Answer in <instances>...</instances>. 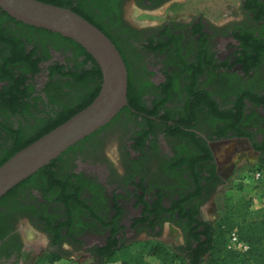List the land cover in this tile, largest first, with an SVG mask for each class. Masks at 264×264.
<instances>
[{"label":"flooded vegetation","instance_id":"1","mask_svg":"<svg viewBox=\"0 0 264 264\" xmlns=\"http://www.w3.org/2000/svg\"><path fill=\"white\" fill-rule=\"evenodd\" d=\"M129 1H134L141 11H154L171 0H117L112 6L114 11L110 10L112 14L105 19L107 29L126 57L144 53L159 56L163 60L160 71L166 60L173 63L169 66L170 72L203 71L200 90L218 103L219 111L224 114L214 116L204 103L198 107H186L184 119L192 121L193 125L187 133L199 140L195 143L191 137L180 136L175 132L176 128L168 132L160 120L164 112L157 118L152 117L156 121L152 125L143 114L121 112L119 118L130 116L140 126L130 129L126 121L113 120L91 135L75 152L62 158L59 176L69 175L66 180L52 186L50 181L39 177L31 184L15 187V191L0 203V264H24L26 252L38 241L44 243L43 253L50 255L55 262L64 259L69 248L101 262L110 258L115 249L113 238L118 240V248L142 233L158 237L162 226H173L170 221L172 212L154 213L159 202L170 211L173 202L181 201L184 195L193 204H200L199 216L204 220V206L224 185L211 149L214 143L244 140L259 161L264 158V120L247 127L252 135L256 134V141L235 135V101L245 98L237 95L235 89L249 91L253 87L255 95L264 96L263 67L251 70L248 75L243 73L244 68L238 62L240 42L235 33L253 31L256 26L264 24V20L257 21L243 0L239 8L240 19L232 22L218 25L217 21L200 15L188 22L167 21L155 33H149L146 28H139L126 20ZM3 26L14 32L12 22H4ZM26 46L31 50L29 42ZM39 48L41 56L48 51L51 55L48 61L40 64L41 71L65 65L66 55L56 53L54 46L42 40ZM210 74L214 77H209ZM46 75L47 72L40 74L37 91L45 88ZM241 77L243 80L239 82ZM162 82L155 84L156 87ZM249 83L253 86L250 87ZM54 91L57 92L56 88ZM38 96L44 100H37V110L42 111L49 100L43 93L35 95ZM154 101L155 96L150 90L143 94L142 102L146 107L150 108ZM245 102L248 104L247 113L251 115L254 104L247 99ZM165 107L176 108L170 103ZM231 109L234 110L233 116L229 114ZM255 111L264 119L263 107ZM9 123L19 131L26 130L24 127L33 124V120L30 116L17 115L12 116ZM224 132L226 135L221 136ZM113 142L118 144L123 173H117L106 156V148ZM256 143L261 149L256 148ZM135 146H138L136 151ZM205 148L212 153L211 160L207 159ZM78 165H83V169L78 170ZM72 175L77 178L68 180ZM200 187L203 188L201 191ZM66 192L70 194L67 197L64 196ZM77 194H81V198ZM146 210L151 217L142 222V216H148ZM29 231L32 238L28 236Z\"/></svg>","mask_w":264,"mask_h":264},{"label":"trees","instance_id":"2","mask_svg":"<svg viewBox=\"0 0 264 264\" xmlns=\"http://www.w3.org/2000/svg\"><path fill=\"white\" fill-rule=\"evenodd\" d=\"M37 1L72 10L97 27L113 42L122 55L129 73V106L121 112L127 111L128 114L133 115V111L138 116L143 114L151 125L156 122L153 121L152 117L157 118L161 112H164L160 116V120L164 124L162 126L168 132H170V129L176 128L175 132L180 136L183 138L191 137L195 143L199 140H195L194 135L187 133V129L193 128V125L192 121H185L184 119L186 107L191 105L198 107L204 103L214 116L217 117L224 114L219 111L220 106L218 103L210 96L203 95L200 90L199 86L202 85L200 79L203 76V71L170 72L168 69L173 63L170 60H166L164 63L165 67L161 70L163 82L159 86L156 87L151 82L150 77L147 76L148 73L146 76L145 74L142 77L139 76L137 80L132 78V71L126 53L122 52L116 39L108 32L107 21L105 20L108 14H112L110 10L114 11L112 6L116 5L117 0ZM244 5L254 12L257 21L264 20V2L246 0ZM7 21L12 22L22 32H9L3 26V23ZM23 38L26 41L22 40ZM235 38L240 42L238 62L244 68L243 73L248 75L251 70L260 68L263 63L264 24L256 26L253 31L244 30L238 34L235 33ZM39 40L47 42L54 46L55 49L63 50L64 55H66L65 65L56 69L48 67L47 71H41L40 64L48 61L51 55L49 51L44 56L39 54ZM26 42H29L31 50H28ZM152 46L153 43L150 44L151 48ZM68 53H71V57L67 56ZM43 72H47V82L43 90L37 91V80L40 79V74ZM210 76L211 78L214 77L212 74ZM242 80L243 78L241 77L239 82ZM136 83L139 84V89L135 87ZM188 83L191 84L187 85ZM101 84L102 74L99 66L80 45L59 34L16 22L0 9V116L5 118L6 121L4 122L0 118V132H4L8 139V144L0 145V167L16 153L88 107L98 96ZM238 84L241 86L237 82ZM182 85L185 87H181ZM249 86L252 87L253 84L249 83ZM54 88H56L57 92L54 91ZM252 88L249 91L243 88L240 90L235 89L237 95L245 97L238 98L235 101V135L248 137L256 141V134L252 135L247 127L252 123L257 125L258 122L264 120L260 113L255 111L259 107L264 108V96L255 95ZM51 90L55 93H52ZM148 90L151 91L152 96H155V101L150 108L146 107L142 102V96ZM182 92L185 93V96L182 95ZM42 93L46 95L49 104L40 111L37 110V100L41 102H44V100L41 96L35 97V95H41ZM246 99L254 104V111H251V115L247 113L248 104L245 102ZM169 103L176 108L165 107ZM233 111V109L229 110V114H232V116ZM17 115L30 116L33 124H28V126L24 127L26 130H14L9 121L12 116ZM119 115L115 119H118ZM225 135L226 132L222 133L221 136ZM90 137L69 148L58 159L40 169L35 175L18 186L23 187L31 184L39 177H44V179L50 181L52 186L66 180L69 175L66 177L59 176L62 158L75 152ZM133 148L135 151L138 150V146ZM256 148L261 149L258 143H256ZM204 151L207 154V159L211 160L212 153H210L209 149L205 148ZM260 163L264 165V158ZM209 173L214 174L210 171ZM74 178L77 177L72 175L68 180ZM202 189L200 187L199 191ZM14 191L15 189L11 190L0 199V203ZM67 195L70 194L68 192L64 193V196L67 197ZM77 195L78 198H81V194ZM250 205V202L234 203L230 200L229 209L225 217L215 225L210 221L201 219L199 216L200 204H193V201H189L184 195H182L181 201L173 202L170 211L166 210L159 202L157 212L154 213L161 215L164 211L172 212L170 221L173 226L183 233L184 244L172 247L159 244L153 247L149 254L161 258L165 264L178 262L180 264H264V217L250 219ZM145 214L148 215L149 212L146 210ZM150 217L151 215H143L141 221L147 222ZM153 227L155 228V226ZM233 231H237L240 239L249 246V250L246 253L231 251L227 248L228 235ZM159 234L160 232L158 236ZM112 244L115 249L111 251L110 257L114 256L119 249L117 248L118 240L116 238L112 239ZM123 264L145 263L141 258H135Z\"/></svg>","mask_w":264,"mask_h":264},{"label":"rangeland","instance_id":"3","mask_svg":"<svg viewBox=\"0 0 264 264\" xmlns=\"http://www.w3.org/2000/svg\"><path fill=\"white\" fill-rule=\"evenodd\" d=\"M243 0H171L168 4L154 11H141L137 9L134 1H129L126 7L125 18L132 25L139 28H146L147 32L155 33L159 26L167 21L188 22L202 15L205 19L217 21L218 25L232 22L239 18V8ZM240 19V18H239ZM14 32L21 33L22 30L14 26ZM56 53H63V50L55 49ZM140 54V53H139ZM71 57V53L67 54ZM128 62L132 71V78L137 80L139 76H149L154 84L163 81V74L160 71L162 58L151 54H140L139 56L128 55ZM262 73L264 74V64ZM130 117V116H129ZM128 116H121L119 120L126 121L130 129L140 126L137 120H131ZM1 118V116H0ZM5 121V118H1ZM8 144V139L0 132V145ZM109 146V145H108ZM107 149V148H106ZM211 149L216 157L218 170L224 179L223 187L217 192L212 200L203 208L204 220L217 224L223 219L229 209V201L234 203L250 202V219H260L264 217V182H244L243 176L254 170H263L264 165L258 160V156L248 146L244 140L235 139L223 143H214ZM119 165L123 173V165L120 161L118 149ZM83 169V165H78V170ZM29 238L33 237L31 231ZM159 244L167 247L184 244L183 233L172 225L165 224L158 237H148L140 234L133 237L118 247L116 254L108 259L88 258L84 252L69 248L64 259L60 261L51 260V256L43 253L44 243L39 241L33 244L29 252L24 256V264H123L135 258H141L145 264H165L164 261L149 253L151 249Z\"/></svg>","mask_w":264,"mask_h":264},{"label":"water","instance_id":"4","mask_svg":"<svg viewBox=\"0 0 264 264\" xmlns=\"http://www.w3.org/2000/svg\"><path fill=\"white\" fill-rule=\"evenodd\" d=\"M0 9L16 22L74 41L95 60L102 74L101 90L88 107L0 167L2 199L69 148L110 124L128 105L129 73L113 42L70 9L37 0H0Z\"/></svg>","mask_w":264,"mask_h":264},{"label":"built area","instance_id":"5","mask_svg":"<svg viewBox=\"0 0 264 264\" xmlns=\"http://www.w3.org/2000/svg\"><path fill=\"white\" fill-rule=\"evenodd\" d=\"M243 181L262 183L264 182V171L254 170L251 173L244 175ZM227 248L231 251H236L239 253H246L249 250V246L240 239L237 231H233L228 235ZM175 264L180 263L178 262Z\"/></svg>","mask_w":264,"mask_h":264},{"label":"clouds","instance_id":"6","mask_svg":"<svg viewBox=\"0 0 264 264\" xmlns=\"http://www.w3.org/2000/svg\"><path fill=\"white\" fill-rule=\"evenodd\" d=\"M106 156H108L109 160L113 163V165L117 168V170L122 172V168L119 165L118 144L117 143L113 142L107 147Z\"/></svg>","mask_w":264,"mask_h":264}]
</instances>
